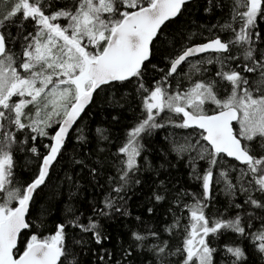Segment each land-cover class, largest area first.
<instances>
[{
  "label": "snow or ice",
  "instance_id": "obj_1",
  "mask_svg": "<svg viewBox=\"0 0 264 264\" xmlns=\"http://www.w3.org/2000/svg\"><path fill=\"white\" fill-rule=\"evenodd\" d=\"M0 4V264H264V0Z\"/></svg>",
  "mask_w": 264,
  "mask_h": 264
},
{
  "label": "trees",
  "instance_id": "obj_2",
  "mask_svg": "<svg viewBox=\"0 0 264 264\" xmlns=\"http://www.w3.org/2000/svg\"><path fill=\"white\" fill-rule=\"evenodd\" d=\"M0 8H2V4H0ZM261 27H264V25H261ZM181 178L183 179V181L185 182V184H187L188 182H187V176H186V174L185 173H181ZM53 183L55 184V183H57V180H56V178L55 177H53ZM46 191V193L47 192H50V190H45ZM66 193H65V195H63V196H60L58 199H60V200H63V199H65V197H66ZM45 196V194L44 193H42L41 194V197L43 198ZM55 216H56V212L54 211L53 212V216L50 218V219H54L55 218Z\"/></svg>",
  "mask_w": 264,
  "mask_h": 264
},
{
  "label": "rangeland",
  "instance_id": "obj_3",
  "mask_svg": "<svg viewBox=\"0 0 264 264\" xmlns=\"http://www.w3.org/2000/svg\"><path fill=\"white\" fill-rule=\"evenodd\" d=\"M1 7V6H0Z\"/></svg>",
  "mask_w": 264,
  "mask_h": 264
}]
</instances>
